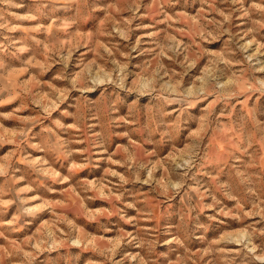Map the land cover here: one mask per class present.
<instances>
[{"label":"rangeland","instance_id":"rangeland-1","mask_svg":"<svg viewBox=\"0 0 264 264\" xmlns=\"http://www.w3.org/2000/svg\"><path fill=\"white\" fill-rule=\"evenodd\" d=\"M0 264H264V0H0Z\"/></svg>","mask_w":264,"mask_h":264}]
</instances>
